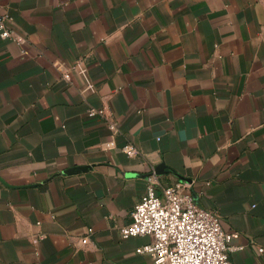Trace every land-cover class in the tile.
Masks as SVG:
<instances>
[{
	"label": "crops",
	"instance_id": "0c3cea01",
	"mask_svg": "<svg viewBox=\"0 0 264 264\" xmlns=\"http://www.w3.org/2000/svg\"><path fill=\"white\" fill-rule=\"evenodd\" d=\"M2 14L17 40L0 38V264H150L136 249L152 237L120 234L148 178L219 213L233 264H264V0H0Z\"/></svg>",
	"mask_w": 264,
	"mask_h": 264
},
{
	"label": "built area",
	"instance_id": "2783aa9c",
	"mask_svg": "<svg viewBox=\"0 0 264 264\" xmlns=\"http://www.w3.org/2000/svg\"><path fill=\"white\" fill-rule=\"evenodd\" d=\"M11 23L9 14L0 15V38L16 41ZM86 114L104 118L109 129L117 131L116 122L107 118L104 109L89 108ZM121 151L129 158L139 155L130 143L124 144ZM130 217V223L120 229L121 237L151 236L152 242L136 249L138 254L151 258L150 264H233L230 253L237 247L229 242L238 234L223 230L219 213L200 207L182 182L161 185L156 178H148ZM88 233H92L91 228ZM87 239L85 236L81 243Z\"/></svg>",
	"mask_w": 264,
	"mask_h": 264
},
{
	"label": "water",
	"instance_id": "95a60500",
	"mask_svg": "<svg viewBox=\"0 0 264 264\" xmlns=\"http://www.w3.org/2000/svg\"><path fill=\"white\" fill-rule=\"evenodd\" d=\"M159 168H161V166H159L158 169H159ZM158 169L156 168V170H155V174H157V175L159 174ZM166 172H169V173L174 174V175H175L176 177H178V179L181 180V181L186 180V179H184L183 177H181L178 173H176V172L173 171V170L168 169Z\"/></svg>",
	"mask_w": 264,
	"mask_h": 264
}]
</instances>
